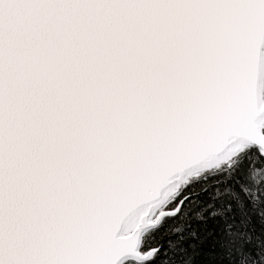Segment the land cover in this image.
<instances>
[{
  "label": "snow or ice",
  "instance_id": "1",
  "mask_svg": "<svg viewBox=\"0 0 264 264\" xmlns=\"http://www.w3.org/2000/svg\"><path fill=\"white\" fill-rule=\"evenodd\" d=\"M0 264H264V0H0Z\"/></svg>",
  "mask_w": 264,
  "mask_h": 264
}]
</instances>
